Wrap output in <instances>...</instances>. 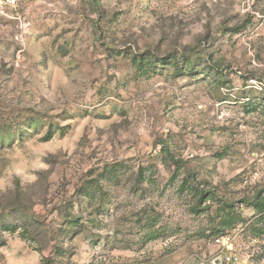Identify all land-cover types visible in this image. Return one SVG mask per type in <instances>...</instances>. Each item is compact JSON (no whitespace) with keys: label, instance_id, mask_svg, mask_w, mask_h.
<instances>
[{"label":"rangeland","instance_id":"obj_1","mask_svg":"<svg viewBox=\"0 0 264 264\" xmlns=\"http://www.w3.org/2000/svg\"><path fill=\"white\" fill-rule=\"evenodd\" d=\"M0 264H264V0L1 4Z\"/></svg>","mask_w":264,"mask_h":264},{"label":"built area","instance_id":"obj_2","mask_svg":"<svg viewBox=\"0 0 264 264\" xmlns=\"http://www.w3.org/2000/svg\"><path fill=\"white\" fill-rule=\"evenodd\" d=\"M4 4L6 6H8L9 8H17L20 4V0H0V5ZM213 242L216 244H221L224 246V248L226 247L228 252H229V256L227 257L228 261H234L236 260L238 257L232 252L233 249V243L231 241V237L229 235H221L219 237H216L213 239Z\"/></svg>","mask_w":264,"mask_h":264},{"label":"trees","instance_id":"obj_3","mask_svg":"<svg viewBox=\"0 0 264 264\" xmlns=\"http://www.w3.org/2000/svg\"><path fill=\"white\" fill-rule=\"evenodd\" d=\"M11 226H12V225H7V227H8L7 229H9Z\"/></svg>","mask_w":264,"mask_h":264}]
</instances>
